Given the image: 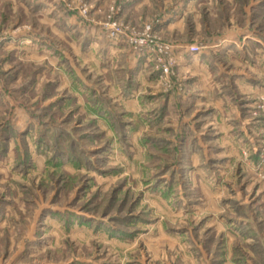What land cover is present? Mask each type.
<instances>
[{"label": "rangeland", "instance_id": "1", "mask_svg": "<svg viewBox=\"0 0 264 264\" xmlns=\"http://www.w3.org/2000/svg\"><path fill=\"white\" fill-rule=\"evenodd\" d=\"M0 264H264V0H0Z\"/></svg>", "mask_w": 264, "mask_h": 264}]
</instances>
